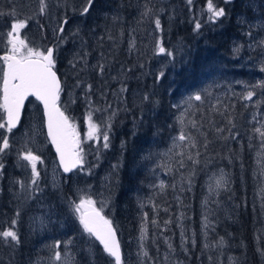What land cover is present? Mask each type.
<instances>
[{"label":"trees","instance_id":"1","mask_svg":"<svg viewBox=\"0 0 264 264\" xmlns=\"http://www.w3.org/2000/svg\"><path fill=\"white\" fill-rule=\"evenodd\" d=\"M260 2L264 3V0ZM235 3L224 4L226 15L216 23L207 20L206 0H193L191 7L187 0H96L95 10L86 17L79 15L83 0H48L49 15L38 17L39 24L47 29L43 32L45 46L54 41L52 30L56 28V23L47 24L46 20L53 18L59 22L65 13L70 19V27L66 29L67 42L60 44L57 61L58 75L64 83L60 107L70 121L80 125V132L86 135V129L82 127L91 110L90 102L92 109H107L103 113L104 119L116 111L109 133L111 147L101 149L97 160V145L88 140L85 154L92 165L98 164V171L93 174L96 167L92 168L87 180L78 184H92L96 188V174L101 170L109 173L104 188L108 198L104 215L113 221L125 264H228L232 255L239 260L236 264H264V193L261 192L264 176L261 181L255 171L259 140L257 133L253 132L256 128L250 113L253 105L240 98L244 92L232 83L249 76L242 55L232 47L241 33L239 28H242L235 16ZM2 4L3 11H8L16 2L2 0ZM146 6L152 9V24H155V18L160 19L162 32L159 29H155L154 34L151 29L140 32L139 24L145 18L141 13ZM36 7L39 8L38 1ZM199 8L203 11L201 18L197 14ZM258 16L262 18L264 13ZM194 18L202 24L199 31L194 30ZM135 26L138 27L133 35L136 43L129 48ZM77 28L79 33L72 35ZM160 39L167 49L176 53L174 61L166 55L155 54L156 42ZM76 53H87V56L73 68L69 61ZM101 64L103 74L98 68ZM161 70L165 75L157 80ZM88 84L92 85L90 92L86 87ZM122 85L127 92L120 93ZM204 89L211 93L209 100L213 103L219 98L230 105L229 112L236 124L233 132L240 135L236 139H220L215 132H209L212 143L207 151L200 149L201 162L195 166L197 174L192 189L182 192L177 200L171 187L160 192L155 171L150 170V160L155 151L170 146L172 137L177 134L175 117L179 112L172 105L182 103L187 95ZM145 94L157 103L143 102ZM34 102L39 106L37 101ZM100 116L101 113L97 112L93 118L99 122ZM224 135L227 136V132ZM43 158L45 163L54 160L50 144H47ZM16 159V156L10 158L14 173L17 172ZM190 168L191 165L181 171L187 176ZM218 168L227 173L231 190L222 189L215 198L218 203H211L212 229L203 239L201 221L206 211L203 205L206 174ZM7 171L6 168L3 179L9 176ZM179 172L174 169V179ZM40 179V191L31 193L34 197L30 198L32 204L41 197L57 209L54 210L57 213L54 234L60 241L72 240L70 252L75 256L76 264H114L101 248L95 255H90L83 245L89 235L69 212V201L77 198L74 187L77 184L65 179L54 185L47 167L41 171ZM166 184L172 183L168 181ZM11 201L5 184L0 191V220H10L17 210L20 212L21 243L18 247H10L0 240V264H28L30 257L43 252L38 250L37 238L26 237L28 233L23 220L32 207L16 206ZM180 212L184 216L182 225ZM62 220L65 223L62 224L63 231L57 234L55 224ZM169 220L171 223L166 224ZM143 222L148 230L144 246L151 259L143 257L139 249ZM180 226L184 229L182 243ZM221 237L225 244L217 247ZM169 243L174 251L168 248ZM205 244L210 247L205 248Z\"/></svg>","mask_w":264,"mask_h":264},{"label":"snow or ice","instance_id":"2","mask_svg":"<svg viewBox=\"0 0 264 264\" xmlns=\"http://www.w3.org/2000/svg\"><path fill=\"white\" fill-rule=\"evenodd\" d=\"M96 0H83V4L79 9V15L81 17L88 16L93 12ZM207 3V20L210 23H216L222 17L226 15L223 7H217L213 0H206ZM39 10L36 15L23 14L15 4H11L10 11L0 10V17H10V23L8 25L9 30L6 32V49L4 55L0 56V129L4 130L0 134V156L5 154L12 148L10 143V134L13 130L20 125L21 116L24 111L25 101L29 97H34L43 105L44 116L46 117L47 136L50 138L51 143L55 145L56 152L59 156L60 166H62L65 173H73L75 171H87L89 175L92 174V168L97 165H91L86 168V154L83 147L84 141L80 137V133L77 126L73 124L69 117L65 115V112L60 107L61 95L64 92V83L61 76L58 75L57 61L59 47L61 43L67 42L66 29L70 27V19L67 14L59 19L57 27L53 29L54 41L45 47H36L30 45L26 30L29 24L35 22L39 25L42 32H46V26L39 24L38 17H45L49 15L48 0H38ZM187 5L191 7L193 0H187ZM152 9L145 7V10L141 13L142 16L147 17L151 14ZM156 29L163 31L161 21L159 18L154 20ZM194 30L199 31L202 27L199 19H193ZM79 28L73 30L72 35H77ZM251 36V32L248 33ZM111 38V37H109ZM260 45L264 46V41H260ZM133 43V47H134ZM237 52L239 47L235 49ZM156 55H166L170 61L176 59V53L167 49L163 40L160 39L156 42L155 46ZM87 53L81 55L76 53L73 60L69 61V64L75 68L76 64L85 60ZM101 74L104 72V66L98 65ZM82 70V69H81ZM264 71V68L261 69ZM165 72L159 71L156 76L157 80L164 77ZM79 81L77 86H79ZM89 92L92 85H86ZM251 90H247L241 94L243 101H253V98L257 96L256 88L264 89V81L258 85L250 86ZM125 86H121L120 93L127 92ZM211 93L204 89L187 95L182 100V103L172 105L174 109L179 112V115L175 117L178 124L177 134L172 137V146L165 155L174 153V156L179 157L175 161V165L168 164L163 165L167 169L169 174L174 173V169L179 171L181 169L191 168L188 175L181 174L179 191L185 190L191 191L194 178L197 174L196 165L200 164V156L202 155L200 149L203 148L207 151L208 146L212 143L209 140V132H215L220 139H236L240 135L239 132H233L236 127L235 119L229 112L230 105L224 104L219 98H216L213 103L209 100ZM88 97L86 96V99ZM142 101L155 105L157 102L153 101L148 94L142 97ZM260 101H256L257 107ZM247 106V105H246ZM231 107H234L232 105ZM91 109L86 118V139L94 141L97 145V160H99V151L101 149L107 150L111 147L110 135L112 130V118L116 115V111H112L107 119H104L103 113L107 109L91 108V102L89 103ZM111 108V104L108 105ZM101 113L99 122L94 120L95 113ZM219 117L220 119H217ZM252 120L256 121L257 116L253 115ZM260 127L254 128L253 132L259 134L260 147L262 151L257 153V163L260 164L264 161V120L258 121ZM223 125V126H222ZM227 132V136L224 133ZM18 157L21 161L26 162L23 167L30 168V180L26 185L24 181L18 180L16 183L19 185L21 191L31 190L40 191L39 179L40 170L37 165L43 164L42 158L35 154L31 149L22 150L19 152ZM150 158V157H148ZM117 167L116 165L113 166ZM4 170L3 163H0V176H2ZM260 175L264 176V166L260 168ZM205 186L208 192V196L204 199L203 205L206 208V214L204 215L203 227L205 230L211 227V221L209 220V214L212 212L207 206L209 203H218V200L213 197H218L220 191H230L227 175L221 169L219 173L211 172L206 174ZM185 184L187 188L185 189ZM161 193L166 188L171 187L174 191L177 188L176 184L168 185L163 180L160 181L157 186ZM264 193V188L261 189ZM30 198H34L31 196ZM264 198V197H262ZM180 199L179 196L176 197ZM97 199L93 198L90 191L79 189L78 198L69 201L70 208L73 214L79 220L83 231L90 237L103 246L102 250L107 256L111 257L114 264H125L124 254L121 249L120 241L117 237V231L113 226V221L104 215V205L106 201H100L101 206L97 207ZM153 208L156 207L155 203L152 204ZM143 207V205H141ZM167 211V209H165ZM145 218L147 213L144 214ZM183 216V213L181 214ZM20 212L17 210L11 220H0V240L4 244L13 247H18L21 243V236L19 234L20 224ZM156 223V221H153ZM171 223V221H166ZM147 227L142 225L141 227V254L143 257L151 259L149 252L144 246V241L147 239ZM182 240L185 239L183 232L181 233ZM67 245H72V240H68ZM195 241H193V244ZM62 241L57 240L51 247L53 249V255L51 257L53 264L59 262V264H76L75 256L68 252L62 254L60 251ZM225 244L224 238L221 237L217 243V247H223ZM205 248L210 247L209 244L204 245ZM168 248L172 251V245L169 243ZM187 251V249H185ZM91 255V250H89ZM167 259V256H165ZM211 259V257H209ZM155 264V262H153Z\"/></svg>","mask_w":264,"mask_h":264},{"label":"rangeland","instance_id":"3","mask_svg":"<svg viewBox=\"0 0 264 264\" xmlns=\"http://www.w3.org/2000/svg\"><path fill=\"white\" fill-rule=\"evenodd\" d=\"M37 1L38 0H15L16 2L15 5L23 14L34 16L39 10V8L37 9L36 7ZM236 1L237 3H235ZM260 1L261 0L233 1V3L236 4L235 9H243L244 7L248 9V11L246 12H241V10L235 11V16L237 17V20L242 28H239L241 32L239 38L235 39L234 43L232 44V47L235 52H237L235 50L237 47L240 48L238 53L240 52V54L242 55L241 59H243L245 66L249 71V76L247 77V79L237 80L232 82L233 85H237L238 90H242L243 92H246L247 90H251L250 86L258 85L262 81H264V71H261V69L264 68V46L260 45V41H264V17L261 18V16H258L260 13H264V3H261ZM213 3L217 7H223L224 4L231 2H228L227 0H213ZM238 4H242V5H238ZM0 10H3L2 0H0ZM8 11H10V9ZM197 14H198V18H201L200 16L201 14H203L201 8L197 10ZM50 21H55V22H50ZM9 23H10V17L8 16L0 17V56L4 55L6 49L5 34L9 30L8 28ZM46 23L51 25L56 23L55 25L56 27L58 24V22L53 18H49L48 20H46ZM139 25H140L139 29L141 33H143L146 29H151L152 34H154V30L156 29V27L155 24H152L150 15L145 17ZM137 29L138 27L135 26L131 31L132 37L129 39V48L133 47V43L134 45L136 43L135 37L133 35L136 33ZM249 32H251V36L248 35ZM26 34L30 45L36 47H45V37L43 35V32H41V29L37 23L35 22L30 23L28 29L26 30ZM48 37L51 38L49 34ZM0 64H2V62H0ZM256 92H257V96L253 98V101H248V103L251 102L253 105L250 111L251 119L253 115L257 116V120L255 121V127L257 128L260 127V123L258 121L264 120V89L256 88ZM34 101L36 100L29 99L26 102L24 108L25 116L22 115L20 125L13 130V133H11L9 137L10 143L12 144V148L8 150L5 154L0 156V163H3L4 165L3 174L6 171V168L9 171V172L7 171V175L9 174V176L6 179H3V174L2 176H0V191L3 189V185L6 184L8 188L9 196L11 197L12 201L15 202L16 206L19 205L25 208L32 207L31 210L25 215L23 220V224L27 228L26 233H28L26 237L29 238V236H32L34 238H37L39 240L38 250L43 252H40L39 254L30 257L28 259V264H53V261L51 259L53 255V249L51 246L57 240H59L58 237L54 234L55 229H53L54 220L57 214L54 210L57 209H54V206L49 200L41 197L37 199L36 203L32 204L29 195L30 193H32V191L20 190L19 185L16 183V181L22 180L27 185L30 180L31 173H30V168H26L22 166L26 162L21 161L17 154L22 150L31 149L35 154L39 155L43 160V164L38 163L37 165L38 169L40 170V178H41V171L47 167L48 172L50 174V180L54 185L59 182L62 183L63 181H65V179L66 181L69 182L70 179L73 184L75 185L77 184L76 185L77 187L74 186L75 192L77 193L76 194L77 198H78L79 189L90 191L91 194L93 195V198L97 199L98 201L97 207L101 206L100 201L107 202L104 205V208L108 204V198L105 196L104 188L107 185V181H108L107 179L109 178V173L107 174L105 171L101 170L99 173L96 174L98 177L97 179L98 186L96 188H94L92 184H87V183L80 186L78 183L81 180L83 181L87 180L86 179V176L88 177L87 171H83V172L75 171L70 175H64L61 172L55 158L52 161V163L50 162L45 163L43 154L49 142L44 132L42 109L40 107V104L38 103L39 104L38 106L37 104H35ZM256 101H260L258 107ZM0 115H2V112H0ZM79 126H77V129L80 133L81 139L84 141L83 147L86 152L88 148L87 147L88 140L86 139V135L85 134L83 135L80 132L81 128ZM82 128L86 129V120ZM3 131L4 130L0 129V134H2ZM257 137L259 140V144H258V148L255 151V171L259 176H261L260 180L262 181L263 176L260 175V168L264 166V162L262 161L260 164L257 163V159H258L257 153L262 151L260 147L259 134H257ZM171 146L172 144H170V146L168 147H163L155 151L154 158L150 160V170L155 171L154 175L156 176L157 186L159 185L161 180H163L165 183L170 181L172 184H176L177 188L175 190V193L177 197L182 193L179 191L181 174L183 175L185 174L181 170H179L180 172L176 173L177 179H174L175 173L169 174L167 172V169L165 167H162L163 165H168V164L175 165V161L179 159V157L174 156V153H169V155L167 156L165 155V153L169 151ZM11 156L17 157L16 159L17 164L15 167V170L17 171L16 173L13 172L14 165L10 161ZM148 162L149 161H147L146 164H148ZM91 165L92 164L90 163V159L87 158L86 156V168L90 167ZM221 169L224 171L223 168H218L217 170L212 172L219 173ZM97 171L98 169L96 167L93 171V174L94 172ZM224 173L227 175L225 171ZM39 182L41 184L42 179H39ZM207 196H208V192L206 189L203 197V201ZM215 198L216 197H213V199ZM210 205L211 202L207 207L209 208ZM206 211L204 210L201 221L203 239H206L207 235H209V232L212 229L211 227H209V229L205 230L203 227L204 214H206ZM69 212L73 214L70 206H69ZM181 214L182 213L180 212V217H179L180 225H182V222L184 220V216H181ZM75 218L77 219L76 216ZM11 219L12 218H10V220ZM77 221L79 220L77 219ZM59 222L60 223L55 224L57 234H59L60 231L61 232L63 231L64 227H62V224H65L63 220ZM142 225H145V222H143ZM181 227L182 226H180V228ZM162 230H165V228H163ZM182 232L184 236L183 228L180 229V235ZM183 240L181 241V243L183 242ZM62 242L63 243L61 244V249H60L62 254H66L70 252L71 246L67 245L66 243L67 240ZM83 245L85 246V249L87 251L91 250L92 255H95L99 251V248H101L102 250V247L99 245V243L90 236H89V240L83 241ZM140 245H141V241L139 237V246ZM139 249L141 251V247H139ZM236 263H239V260L233 255L230 256V258L228 259V264H236ZM55 264H59V262H55Z\"/></svg>","mask_w":264,"mask_h":264},{"label":"water","instance_id":"4","mask_svg":"<svg viewBox=\"0 0 264 264\" xmlns=\"http://www.w3.org/2000/svg\"><path fill=\"white\" fill-rule=\"evenodd\" d=\"M29 99H34V100H36L34 97H29L28 98V100ZM27 100V101H28ZM27 101H25V105H26V102ZM37 101V100H36ZM39 104H40V107H41V109H42V116H43V125H44V132H45V136H46V138H47V140H48V142H49V144H50V146H51V148H52V150H53V152H54V155H55V159H56V161H57V164H58V166H59V168H60V170H61V172L64 174V175H70L71 173H65L64 171H63V168H62V166H60V161H59V156H58V153L56 152V147H55V145L54 144H52L51 143V140H50V138L47 136V126H46V117L44 116V112H43V105L39 102V101H37ZM25 105H24V108H25ZM62 109V108H61ZM24 112V111H23ZM23 115V114H22ZM66 115V114H65ZM21 119H22V116H21ZM21 122V121H20ZM117 237H118V235H117ZM94 239V238H93ZM119 239V238H118ZM95 240V239H94ZM98 243H99V241H97ZM99 245L103 248V246L99 243Z\"/></svg>","mask_w":264,"mask_h":264},{"label":"flooded vegetation","instance_id":"5","mask_svg":"<svg viewBox=\"0 0 264 264\" xmlns=\"http://www.w3.org/2000/svg\"><path fill=\"white\" fill-rule=\"evenodd\" d=\"M228 2H233V1H235V0H227ZM238 5H242V4H238ZM236 11H240L241 10V12H246V11H248V9L246 8V7H244L243 9H235ZM2 56V55H1Z\"/></svg>","mask_w":264,"mask_h":264},{"label":"bare ground","instance_id":"6","mask_svg":"<svg viewBox=\"0 0 264 264\" xmlns=\"http://www.w3.org/2000/svg\"><path fill=\"white\" fill-rule=\"evenodd\" d=\"M240 8V7H239Z\"/></svg>","mask_w":264,"mask_h":264}]
</instances>
